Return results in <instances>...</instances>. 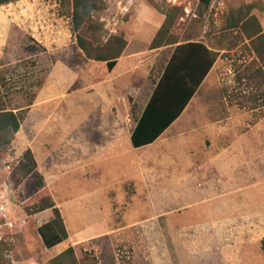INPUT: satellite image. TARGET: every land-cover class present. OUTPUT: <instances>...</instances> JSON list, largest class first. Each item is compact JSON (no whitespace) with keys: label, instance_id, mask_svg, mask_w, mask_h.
<instances>
[{"label":"rangeland","instance_id":"rangeland-1","mask_svg":"<svg viewBox=\"0 0 264 264\" xmlns=\"http://www.w3.org/2000/svg\"><path fill=\"white\" fill-rule=\"evenodd\" d=\"M69 2L0 7V109L23 117L0 154V264H51L58 252L38 234L46 212L25 208L42 189L34 174L17 182L24 142L56 159L53 172L44 155L61 176L44 186L54 201L84 193L111 212L110 234L81 244L96 264H264V102L239 80L259 64L245 34L227 28L241 11L264 31V0H103L92 35L127 42L112 72L78 47ZM168 16L178 43L204 41L219 58L166 136L129 152L127 135L176 45L151 47ZM104 135H119L121 156L96 163L91 147H106Z\"/></svg>","mask_w":264,"mask_h":264},{"label":"trees","instance_id":"trees-1","mask_svg":"<svg viewBox=\"0 0 264 264\" xmlns=\"http://www.w3.org/2000/svg\"><path fill=\"white\" fill-rule=\"evenodd\" d=\"M21 0H0V7L7 6L19 2ZM213 0H200V5L204 8H209ZM71 22L72 31L77 38L78 47L84 52L87 59L106 63L109 72H112L117 65L118 60L124 53L127 42L123 37H111L104 45L98 43L92 35L94 30L93 18L95 14L102 11L103 0H71ZM228 29H240L245 34V38L250 41V50L255 54L258 66L251 63L248 73L239 78L241 82L247 81V85L251 87L250 100L254 103L264 102V31L261 24L255 16H250L248 13L243 14L241 11L236 15H231L228 20ZM170 16L167 17L165 23L159 30L157 36L152 42L153 49L162 46H170L179 44L178 41L171 37L170 34ZM93 37V39H90ZM216 59L219 58V53L215 52ZM253 61V62H254ZM154 91L149 100L141 118L137 120V126L132 134L133 143L136 147L144 146L153 143L177 118L182 114L188 101L178 108L172 114L166 112L164 103L158 100V88ZM200 86V85H199ZM199 89V87H197ZM197 89V91H198ZM256 109L257 106H253ZM23 117L12 110L6 108L0 109V154L5 151L14 139V136L20 130ZM143 130L148 135H145L144 143L138 142V134ZM142 143V144H141ZM17 172L20 178L17 182L24 181L31 175L37 177L36 187L42 190L31 198L25 208L32 215L53 210L54 217L51 221L41 225L38 228L45 248L48 250L54 249L59 244L68 239V231L65 226L64 219L60 210L57 208L51 192L45 188L44 181L38 170V163L34 153L28 149L23 157L21 164L17 167ZM124 260V261H123ZM96 259L90 260L87 252H84L81 244L69 247L67 250L51 259V264H91ZM98 264V263H97ZM121 264H134L132 258L121 260Z\"/></svg>","mask_w":264,"mask_h":264},{"label":"crops","instance_id":"crops-1","mask_svg":"<svg viewBox=\"0 0 264 264\" xmlns=\"http://www.w3.org/2000/svg\"><path fill=\"white\" fill-rule=\"evenodd\" d=\"M215 52H217L215 49L211 48L207 43L201 40H191L175 45L154 89L155 91L160 83L158 88V100L164 103L166 112L174 114L186 101H188V104L185 109L188 107L197 92V87L201 86L218 60L214 54ZM119 63L120 60L117 62V65L114 68L115 70L118 68ZM104 64L106 65V63ZM144 110L142 111L139 119L141 118ZM182 114L153 143L140 147H136L132 139V134L137 126L136 121V125L131 132V135H127L126 138V147L128 151L135 153L156 144L162 139V137L166 136L167 132H169V130L175 125ZM138 135V142L140 140V142L144 143L146 138L145 135L148 134L143 130V132ZM104 136H110V141L106 147L103 146L100 148L96 146V149L95 145L91 147L93 148L92 155H94L96 163L103 161L107 155L121 156V152L119 150V135ZM86 144L87 143H85V145ZM20 146L21 147L18 148L17 152V156L20 159L28 149H31L34 153L38 163V170L43 178L45 187L51 188V186L56 184V182L61 178V176L53 173L54 170H57V168H53V166L58 165L56 159L51 158V155L43 150L37 152L35 147L27 145L25 142ZM44 155L50 158L53 172L48 169V159L45 158ZM94 198L95 197L92 195L83 193L78 196H74L73 198H66L62 201L55 199L57 208L62 214L68 231V239L54 248L58 250L54 256L61 254L69 247L96 241L110 234L111 212L104 213L102 210V198ZM44 212H46L45 218L48 222L51 221L50 212H52L53 216V210H46ZM121 230L123 231L119 232H128L129 229L127 226ZM65 242H68V245L66 247H62Z\"/></svg>","mask_w":264,"mask_h":264}]
</instances>
